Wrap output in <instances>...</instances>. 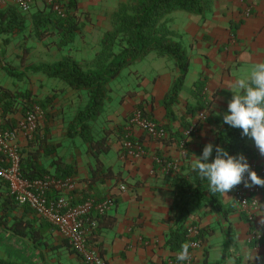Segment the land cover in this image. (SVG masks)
<instances>
[{"label": "trees", "instance_id": "trees-1", "mask_svg": "<svg viewBox=\"0 0 264 264\" xmlns=\"http://www.w3.org/2000/svg\"><path fill=\"white\" fill-rule=\"evenodd\" d=\"M209 2L210 0H133L129 5H121L109 16L110 27L103 32L100 38L99 50L93 54L92 59L88 60V65L91 66L83 67L74 58L70 59L66 55H61L59 59L48 64H29L22 67L24 71L43 72L62 80L69 88L83 89L85 91L87 101L68 122L66 135H79L86 146V152L92 158L93 165L88 178L89 182H95L99 176L113 178L115 174L108 166H103L99 160V155L107 153L110 149L108 137L112 130L103 128L101 134H95L90 130L88 121L98 114L99 108L103 103L106 83L116 76L124 66L144 57L150 52H153L156 56L171 58L177 69V76L171 82L161 101L166 122H155L156 120L148 116L140 106H137L138 108L134 109V111H139L143 117L154 121L163 128L164 137L160 140H154L165 145L171 142L177 146L182 144L181 148L179 147L180 150L185 148L187 136L183 132L191 125L190 120L194 117L197 110L202 109L204 113L208 111L207 104L204 105V81L198 78L192 83L193 102L188 103L186 106V115L189 117L184 119L185 117L178 116V123L181 129L174 128L170 122L174 120L176 114L171 105L176 102L177 94L182 88V82L188 68V59L179 45L168 39V30L162 24L161 18L169 11L176 9L202 15L208 10ZM61 3L64 9V16L61 18L56 17L48 8H46V11L39 9L32 12L27 32L37 40H43L54 34L56 36L55 46L57 49L67 46L73 40L74 35L80 31L83 23L78 16L82 11L78 7L77 0H61ZM24 29V16L15 7L9 6L0 10V34L6 35L0 40L3 45L9 42V35L14 32H22ZM22 51L25 53L27 48L22 47ZM20 57L22 58V56ZM0 64L8 75L12 74L10 68L1 60ZM54 100V93L46 94L42 98L37 99L29 91L15 92L0 86V110L3 118V128H13L16 118L23 116L32 105H38L44 114L42 122L37 123L31 137L26 139L24 146L27 150L23 156V151L19 147V172L25 178L34 179L50 175L55 178H70L73 180L71 178V168L60 164L59 160L61 159L59 156H56V158L52 156L54 149L46 142L47 135L50 133L47 131V122L54 116L52 111ZM132 112L133 110L130 115ZM212 113L209 111L206 120L214 125L213 157L215 156L216 145L224 148L229 155L243 154L245 157H249L252 149L245 144L247 137L241 135L240 129L232 128L225 124L222 119L223 114L216 115ZM114 133V136L116 138L119 137L120 141H122L127 129L117 126ZM127 138L133 139L131 136H127ZM32 146L33 148L31 149ZM40 149L42 150L41 154L38 152ZM45 156H50L49 164L53 167L52 172H48L46 168L38 165L40 158ZM161 159L157 160L160 165L163 161L170 160L169 158ZM211 159L212 157L209 158V162ZM179 169L181 174L174 173L169 176V185L172 188V202L169 206L167 220L171 221L172 227L165 239V245L169 250L176 252L180 251L181 244L191 241V238L185 236V228L188 225L187 223H189L188 204L191 201L195 203L206 202L215 212L220 213L223 218L231 210L229 204L225 205L220 201V193H210L208 191L207 180L199 179L196 173L191 170V166H184ZM9 203H14L15 205L13 199L7 195L5 205ZM28 214L32 215L26 217ZM6 219L5 214L0 215V220L14 234L29 240L32 244L42 246L47 243L46 240L42 239L40 230L44 225L49 226L51 224L35 216L28 207L22 205L21 216L12 217L10 223ZM93 219H95L96 225L89 230L86 240L97 248L101 256L103 251L101 245L96 241L97 235L101 229L111 227L115 218L105 213L96 215ZM191 222L198 225L195 238L204 243L207 237L212 234L213 228L207 225H200L193 220ZM49 247H63L70 254L79 258L66 239L62 237H60L57 245L49 244ZM226 255L228 254L226 253ZM224 256L225 252L222 251L217 261L207 262V252L204 250L202 264H221ZM171 258L172 255H170L167 262L170 260L174 261ZM0 264H10V262L0 258ZM53 264L71 263L56 260ZM235 264H239L236 259Z\"/></svg>", "mask_w": 264, "mask_h": 264}, {"label": "crops", "instance_id": "crops-1", "mask_svg": "<svg viewBox=\"0 0 264 264\" xmlns=\"http://www.w3.org/2000/svg\"><path fill=\"white\" fill-rule=\"evenodd\" d=\"M213 18L216 19V25H214L213 28L211 26L213 23L211 20L209 26L202 24L200 29L196 28V30H192V35L194 34V36H190V45L188 50L185 51V54L188 56V66L192 63L195 64V75H198L196 79L194 75L188 80V82L183 81V91H181V93L179 91L177 95L179 115H176L170 124L178 130L181 129L178 123V116H183L185 117L184 119L189 117L186 115V106L193 101L194 92L192 83L194 81L198 78L204 81V96L208 95L209 99H212L213 101L219 100L223 102V98L217 95L222 90H228V85L235 78L230 74H236V78L242 77L247 73V69H251L255 63L264 61V46H258L255 50L253 49V51H251V48L249 50L244 49L241 45L238 47H230L229 49L234 48L233 51H228L227 49L221 50L219 47V41L226 40V29L229 30V26H233V24L231 22L225 23L221 19L222 17L219 18L215 16ZM256 26L257 28H260L257 24ZM238 27L240 29L241 25ZM247 27H253L251 21L245 22L242 29L246 30ZM263 30L264 26L262 25L257 36L261 35V31ZM217 32H224L223 40L221 38L219 41H215V33ZM81 35L83 36L79 38V41L86 40L89 33L85 30L79 31L74 35L73 41L77 42L76 37ZM0 37L3 36L0 34ZM6 45L4 46L0 43V60L7 59V55L10 54V50ZM40 49H42L41 59H39L37 63L32 64L51 63L42 59H46L47 55L45 53V48L41 45ZM88 50H90V52H88ZM82 52L88 55V59L93 58L94 52H91L90 46L87 50L83 49ZM14 53H16V51H14ZM73 58L78 62L81 59L79 56H73ZM234 58H236L238 63L236 67L232 69V60ZM229 62L232 63V66H229ZM6 74L7 73L3 70L2 65L0 64V86L11 88L13 84L9 85L5 81ZM174 76L176 75L174 74ZM44 77L55 78L45 73ZM65 85L61 88H56L54 93L55 101L60 97L68 95L69 90L66 87L67 85ZM72 91H75V89ZM51 93H53L52 89L46 91V84H43V89H41L40 94H37V96L34 92L32 94L35 95V98L40 99L44 95ZM84 96L85 104L87 96L86 94ZM64 101L65 103H69V100ZM123 104L125 105L123 112H125L121 113L117 111V113H114L111 117L116 118L114 123H117V126H122V128L127 129L129 136L141 144L143 155L138 159L121 157L119 155L121 151V141L119 137L116 138L114 134H111L108 140L110 143V149L107 153L100 154L99 160L103 166H108L115 175L113 178L99 176L95 182H89L88 178L90 176L93 161L89 153L86 152L85 144L78 143V151L76 150V153H73L74 155L69 153V148L64 149L67 150V153L72 157V165L70 166L68 162L64 161L62 164L71 168V178L74 182V189L67 195L72 202H78L85 198H101L104 196H111L113 198L114 205L106 214L114 216V224L109 228L101 229L96 239L101 245L103 251L101 257L107 264H167L170 255H173L176 252L169 250L165 245L167 233L172 227L171 221L167 220L169 206L172 202V188L169 185V178L164 174L161 165L157 160L160 158H162L161 160H164L165 158L174 159V157H177L179 153L184 150H186L188 156L192 159V154L201 155L204 145L212 143L214 135L212 131L208 135L206 131H208L209 127L207 124H203L198 131L196 130L194 133L187 136L184 149L180 150L179 147L181 148V146H177L173 142L168 145L162 144L161 142L147 136L138 128L128 126L126 114L127 112L129 113L132 102L130 99H127ZM150 104L152 105V103L149 102V105ZM152 109L153 108L150 107V111L146 113H151L150 117L155 119V122H166L162 106L157 109ZM18 143L20 150L23 151V156L24 152L27 150L24 146L25 138L20 135ZM32 148L33 146L31 149ZM64 150H62V153ZM38 152L41 154L42 150L40 149ZM109 152L112 153L113 157H106ZM49 162V158L47 162H41L39 160L38 165L46 168L48 172H52L53 167ZM120 185L123 186L122 190L118 188ZM6 196V187L0 181V215L5 214L7 221L12 217H20L22 209L17 205L12 206L14 203L5 205ZM219 199L222 204L228 205L231 199V191L226 193V195L220 194ZM261 204H264V199ZM194 209L196 211L194 213L196 214L191 215L190 218L197 219L196 221H198L200 225H212L213 231L202 244V247L204 248L203 250L199 248L190 251V256L192 257L191 264H202L204 250L207 252V262H215L219 259V256L222 253L221 246L225 241L222 237L223 230H227L229 227L227 221L230 220L232 221L230 226H234L236 231L235 239L238 240L241 245L239 246V251L232 252L229 255L225 254L221 264H227L228 258L232 256L235 257L239 264H245L247 254L251 250V248L245 244V240L249 233L247 232L248 226L246 222L237 221L235 214L230 212L225 214V217L223 218L220 213L215 212L210 206L203 208L204 214L202 216H199L203 213L201 212V206ZM257 214L256 210V212H254L253 223L255 226H259L264 233V226L259 224L260 217ZM31 215L32 214H28L26 217H30ZM20 238L22 237L11 232L4 222L0 220V247H10L14 246V244H19ZM254 250L264 258V235L259 246ZM71 257L73 258L70 259L68 263L83 264L81 260L73 254H71ZM0 258L7 260L10 264L19 263V259H13L2 254H0ZM249 264H258V262L253 260L249 262Z\"/></svg>", "mask_w": 264, "mask_h": 264}, {"label": "rangeland", "instance_id": "rangeland-1", "mask_svg": "<svg viewBox=\"0 0 264 264\" xmlns=\"http://www.w3.org/2000/svg\"><path fill=\"white\" fill-rule=\"evenodd\" d=\"M131 2H133V0H77L78 7L82 11V13L78 14L81 22H83L80 31L85 30L89 33V35H87L86 40L80 41L79 38L83 35L76 37L77 42L72 40L67 46L57 49L55 46L56 36L54 34L44 38L43 40H37L35 37L30 36L27 33L30 25V14L39 9H44L46 11V6L42 1L31 0L29 11L27 13H22L24 16L25 29L22 32H14L8 36L10 43H8L6 46L10 50V54L7 55V59H1L2 62H4V64L10 68L12 73L11 75L6 74L5 76V81L9 85L13 84L9 89L15 92L29 91L32 96H35L34 94L37 96V94H40L41 89H43V84H46V91L52 89V92L55 93L56 88H61L65 85L63 81L58 78H45L43 72L22 70L24 65L37 63V61L41 59L42 49H40V45L46 50L45 53L47 57L46 59L42 58L43 60L53 62L59 59L61 55H66L70 59H72L73 56H79L81 58L79 60L81 66H91L88 65V55L82 52L83 49L87 50V48L90 46L91 52H97L99 50V41L103 32L110 27L109 16L111 13L121 5H129ZM263 15L264 0H210L208 10L202 15L176 9L165 14L161 18V21L168 30V39L176 42L184 54L189 48V41L191 39L190 36H194V34L192 35V30L194 31L196 28L200 29L202 24L209 26L211 20L213 22L211 25L213 28L214 25H216V19L213 18L215 16L219 18L222 17L221 19L225 23L231 22L233 24V26H229V30L225 28V41H219L221 38L223 40L224 32L215 33V41L220 42L219 47L221 50L227 49L228 51H233L234 48H229L238 47L241 45L244 49L249 50L251 48V51H253V49L255 50L258 46H264V30L261 31V35L257 36V33L260 31L262 25L264 26ZM248 21H251V25H253V27H247L246 30H243V24ZM256 24L260 26V28H257ZM239 25H241L240 29L238 27ZM1 36L4 37L6 35L2 33ZM3 37H0V40ZM0 43L3 45L1 41ZM22 47L27 48L25 53L22 51ZM14 51H16V53H14ZM88 52H90V50H88ZM185 55L188 59L187 54ZM20 56H22V58ZM232 62L233 64L229 62V66L233 65V69L236 67L238 62L236 61V58H234ZM195 69L196 66L193 63L188 66L187 72L183 79L184 82H188V80L195 75ZM249 70L250 69H247V72ZM174 74L177 76V69L171 58L167 56H156L153 52L146 54L144 57L138 60H134L127 66H124L116 76L106 83V91L103 103L99 108L98 114L88 121L90 130L95 134H101L103 128H109L112 130L110 134L115 135L114 130L117 127V123H114L116 118H112L111 115L117 113V111L124 113L125 111L123 112V109L125 108V105L123 102L127 99H130L132 102L129 113L127 112L126 114L127 118H129L130 112L132 110L134 111V109L138 108L137 106H140V108H142L145 112H149L150 107L153 109L159 108L162 106L161 101L163 99L164 93L168 90L171 82L176 77ZM197 75L198 74L195 75V79L197 78ZM230 75L236 78V74ZM66 87L69 90L68 95L65 97H60L53 102L52 111L54 116H52L50 121L47 122V131L50 133L47 135L48 141L46 142L54 149L52 156L55 158L56 156L60 157L61 160H59L60 162L58 161L60 164H62L64 161L68 162L71 166L72 157H70L69 153L74 155L73 153H76L75 151L79 146L78 143L83 144V141L79 135L67 136L65 135V132H67L68 122H70V119L73 117L75 112L83 107L85 91L83 89H75V91H72V88H69L68 86ZM181 91H183V88H181L180 93ZM33 92L34 94H32ZM217 96L222 97L223 102L219 100L213 101L212 99H209L208 95L204 96V105L207 104L208 111L204 113L202 109H199L196 111L194 117L190 120L191 124H195L197 126V131L202 127L203 124H207L209 128L206 133L208 135L211 131L213 133L214 125L210 121L206 120L209 111L216 115L227 112V104L232 97V92L230 90H222ZM64 100H69V103H65ZM149 102L152 103V105H149ZM177 103L178 100H176V102L172 104L171 107L175 114L179 115V105ZM150 114L151 113H149L148 116H151ZM43 118L44 114L40 120L41 122ZM110 134L108 138H110ZM245 144L252 149L251 155L246 157V159L257 160V148L254 144V141L247 137ZM67 148L70 149L69 153H67V150H64ZM62 150H64L63 153ZM196 156L200 155L192 154L191 159L188 156L186 150H184L179 153L177 157H174V159L169 158L170 160L176 161L178 166L174 172L169 171L168 173L164 174L168 178L174 173L181 174V170L179 168L191 166V163L196 158ZM106 157H113L112 153L109 152ZM48 158L50 160V156L41 157L40 161L47 162ZM228 204L231 208L229 212L235 214L237 221H242L244 223L246 222L248 226L247 232L257 229L263 237L264 233L261 231L260 227L257 225L256 227L253 222L248 221L238 206L235 204L232 199V193L230 202ZM15 205L22 209V205H18L16 203ZM200 206L202 210L201 212L203 213L199 216H202L204 214L203 208L208 206L206 202L200 201L195 203L194 201H191L188 204V225H197L191 222L192 220L196 221L197 219H191L190 217L191 215L196 214L194 213L196 212L194 208H198ZM8 222L10 223V219H8ZM231 222V220L227 221L229 226L227 228L228 231L223 230L222 235L225 241L223 242L221 248L222 251L228 255L232 252L239 251V246L241 245V243L235 239L236 231L234 226H230ZM206 225L213 228V226L210 224ZM40 232L42 239L46 240V244L40 246L37 244H32L27 239L20 238L19 244H14V246L10 247H0V254L13 259H19V264H53L56 260L68 263L70 259L73 258L71 257V254L63 247H49V244L53 246L57 245L60 240V236L56 234L52 225H44ZM245 244L251 249L256 248L252 245V243H248L246 240ZM200 249L203 250L204 248L201 246Z\"/></svg>", "mask_w": 264, "mask_h": 264}, {"label": "built area", "instance_id": "built-area-1", "mask_svg": "<svg viewBox=\"0 0 264 264\" xmlns=\"http://www.w3.org/2000/svg\"><path fill=\"white\" fill-rule=\"evenodd\" d=\"M56 17L64 16V9L61 0H40ZM31 5V0H0V10L13 6L21 13H27ZM43 115L42 109L38 105H32L23 116L17 117L13 128L2 127L3 118L0 110V181L5 185L7 195L18 205L28 207L35 216L51 224L54 231L60 237L66 239L70 247L79 256L83 264H107L99 255L97 248L87 242L86 236L89 230L96 225V215L107 213L114 205L111 196L101 198H85L78 202H72L67 195L74 189V182L70 178H55L44 175L40 178L28 179L21 176L19 172V136L29 139L40 122ZM128 126L138 128L147 136L160 140L164 137V130L151 121L143 117L139 111H133L127 120ZM197 130L195 124L189 125L184 134L186 136ZM126 133L120 142L119 155L123 158L129 157L138 159L143 155L141 144L136 140L127 138ZM182 146V144H181ZM257 160H247L251 169L264 179V157L256 150ZM178 163L174 160H167L161 163L164 173L175 171ZM120 190L123 186L118 187ZM232 199L238 206L245 218L253 222L254 201L261 203L264 199V187L245 188L243 184L235 187L232 191ZM197 225H186L185 236L191 238L189 244V254L192 249L201 248V242L195 238ZM262 240V234L253 229L248 233L246 241L258 247ZM175 252L172 255L174 261L167 264H178ZM183 264H191L185 261Z\"/></svg>", "mask_w": 264, "mask_h": 264}, {"label": "clouds", "instance_id": "clouds-1", "mask_svg": "<svg viewBox=\"0 0 264 264\" xmlns=\"http://www.w3.org/2000/svg\"><path fill=\"white\" fill-rule=\"evenodd\" d=\"M232 97L227 104V112L222 116L223 122L229 127L241 130V135L254 141L259 154L264 157V61L255 63L242 77L234 78L228 85ZM204 145L202 153L191 163V170L201 180H207V189L210 193H226L243 184L245 188L264 187V179L253 171L243 154L236 156L219 145ZM212 157L209 162V158ZM254 207L259 215V224L264 226V204L254 201ZM187 242L181 244L176 254L178 264L190 261ZM264 264V258L251 249L247 254L245 264L251 261ZM227 264H235V257H229Z\"/></svg>", "mask_w": 264, "mask_h": 264}]
</instances>
